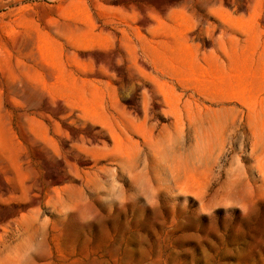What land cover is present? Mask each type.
Instances as JSON below:
<instances>
[{
	"label": "rangeland",
	"instance_id": "rangeland-1",
	"mask_svg": "<svg viewBox=\"0 0 264 264\" xmlns=\"http://www.w3.org/2000/svg\"><path fill=\"white\" fill-rule=\"evenodd\" d=\"M0 264H264V0H0Z\"/></svg>",
	"mask_w": 264,
	"mask_h": 264
}]
</instances>
